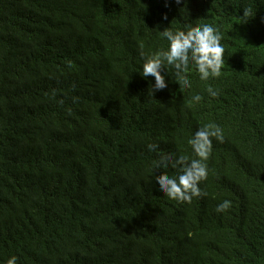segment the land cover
<instances>
[{"label":"trees","instance_id":"16d2710c","mask_svg":"<svg viewBox=\"0 0 264 264\" xmlns=\"http://www.w3.org/2000/svg\"><path fill=\"white\" fill-rule=\"evenodd\" d=\"M200 24L223 37L220 77L193 66L180 90L169 69L168 88L148 95L143 57L168 48L158 30ZM209 123L224 139L207 195L164 197L155 162L192 157L188 140ZM12 256L264 264V0H0V264Z\"/></svg>","mask_w":264,"mask_h":264},{"label":"clouds","instance_id":"9594fccd","mask_svg":"<svg viewBox=\"0 0 264 264\" xmlns=\"http://www.w3.org/2000/svg\"><path fill=\"white\" fill-rule=\"evenodd\" d=\"M179 5L184 0H175ZM250 15V10L244 11V18ZM167 20V16L164 17ZM185 30H172L165 28L159 31V35L168 41L166 50L143 57L142 77L148 79L154 77V84L150 86L148 95L153 96L156 92L168 88L166 76L162 73L169 69L174 72L175 80L182 89H190L192 82L189 72L194 66L199 73L201 81L210 78H219L224 67L225 48L223 39L218 29L209 24H200L198 27L185 25ZM143 56V53H142ZM208 95L216 98L219 92L209 86L206 89ZM204 97L196 93L191 97L193 103H200ZM222 142L224 139L222 128L209 123L199 128L188 140L193 153L192 157L186 155L171 154L161 155L155 162V167L167 173L155 177L159 191L164 197L179 203H191L194 198H202L207 193L201 188V184L208 179L209 168L207 161L213 152V140ZM158 149V145H149L150 151ZM169 169L175 171V175H169ZM230 200L219 203L215 211L222 214L230 210ZM7 264H18V258L12 256Z\"/></svg>","mask_w":264,"mask_h":264}]
</instances>
